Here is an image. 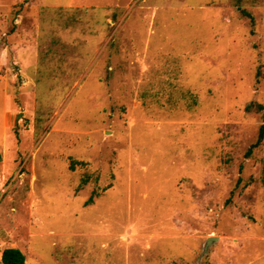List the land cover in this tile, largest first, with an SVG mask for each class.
<instances>
[{"label": "rangeland", "instance_id": "374dc122", "mask_svg": "<svg viewBox=\"0 0 264 264\" xmlns=\"http://www.w3.org/2000/svg\"><path fill=\"white\" fill-rule=\"evenodd\" d=\"M252 103L264 0H0V264H264Z\"/></svg>", "mask_w": 264, "mask_h": 264}, {"label": "trees", "instance_id": "16d2710c", "mask_svg": "<svg viewBox=\"0 0 264 264\" xmlns=\"http://www.w3.org/2000/svg\"><path fill=\"white\" fill-rule=\"evenodd\" d=\"M243 12L251 17V20L254 22V17L247 10L243 9ZM253 108L262 111L264 110V105L261 103L250 104L247 106L248 110H253ZM264 140V124L261 126L259 138L256 143L252 145L249 149L248 154L250 155L253 152V149L262 143ZM72 168H75V163L71 164ZM26 254L16 247H7L2 252V262L3 264H26Z\"/></svg>", "mask_w": 264, "mask_h": 264}, {"label": "water", "instance_id": "95a60500", "mask_svg": "<svg viewBox=\"0 0 264 264\" xmlns=\"http://www.w3.org/2000/svg\"><path fill=\"white\" fill-rule=\"evenodd\" d=\"M214 239H215L214 236L208 237L207 242H206V247H205L206 249L209 247V244L214 241Z\"/></svg>", "mask_w": 264, "mask_h": 264}]
</instances>
